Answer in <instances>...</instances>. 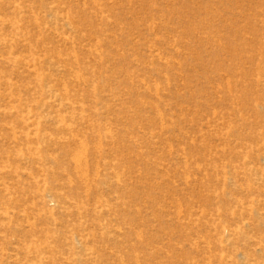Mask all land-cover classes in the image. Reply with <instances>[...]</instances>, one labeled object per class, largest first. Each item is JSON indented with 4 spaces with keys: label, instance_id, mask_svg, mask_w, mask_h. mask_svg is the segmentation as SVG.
<instances>
[{
    "label": "rangeland",
    "instance_id": "obj_1",
    "mask_svg": "<svg viewBox=\"0 0 264 264\" xmlns=\"http://www.w3.org/2000/svg\"><path fill=\"white\" fill-rule=\"evenodd\" d=\"M0 264H264V0H0Z\"/></svg>",
    "mask_w": 264,
    "mask_h": 264
}]
</instances>
